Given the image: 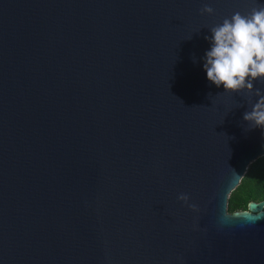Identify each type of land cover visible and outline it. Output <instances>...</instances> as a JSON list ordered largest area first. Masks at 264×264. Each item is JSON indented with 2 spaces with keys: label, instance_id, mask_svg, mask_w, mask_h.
Here are the masks:
<instances>
[{
  "label": "water",
  "instance_id": "water-1",
  "mask_svg": "<svg viewBox=\"0 0 264 264\" xmlns=\"http://www.w3.org/2000/svg\"><path fill=\"white\" fill-rule=\"evenodd\" d=\"M260 5L0 0V264H264V216L227 197L264 156L259 97L203 67Z\"/></svg>",
  "mask_w": 264,
  "mask_h": 264
},
{
  "label": "clouds",
  "instance_id": "clouds-1",
  "mask_svg": "<svg viewBox=\"0 0 264 264\" xmlns=\"http://www.w3.org/2000/svg\"><path fill=\"white\" fill-rule=\"evenodd\" d=\"M214 9L205 4L201 14H212ZM212 36L207 39L211 48L206 52L203 65L207 78L217 87L221 85L230 93H243L251 104V96L259 97L251 111L244 113L243 119L252 128L264 130V92L254 88V81H264V5L253 7L248 15L236 12L230 19H224L221 25L210 29ZM241 176L232 170L227 197L238 185ZM179 200L194 211H199L196 204H190L187 194H180ZM260 204L249 203L245 211L235 213L249 220H257L264 212L257 211ZM256 213L253 215V213Z\"/></svg>",
  "mask_w": 264,
  "mask_h": 264
},
{
  "label": "trees",
  "instance_id": "trees-1",
  "mask_svg": "<svg viewBox=\"0 0 264 264\" xmlns=\"http://www.w3.org/2000/svg\"><path fill=\"white\" fill-rule=\"evenodd\" d=\"M251 201H264V156L251 164L240 185L229 197L230 213L245 211Z\"/></svg>",
  "mask_w": 264,
  "mask_h": 264
}]
</instances>
